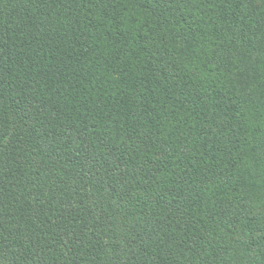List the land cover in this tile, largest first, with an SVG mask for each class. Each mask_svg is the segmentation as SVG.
I'll use <instances>...</instances> for the list:
<instances>
[{"label": "trees", "instance_id": "obj_1", "mask_svg": "<svg viewBox=\"0 0 264 264\" xmlns=\"http://www.w3.org/2000/svg\"><path fill=\"white\" fill-rule=\"evenodd\" d=\"M0 264H264V0H0Z\"/></svg>", "mask_w": 264, "mask_h": 264}]
</instances>
